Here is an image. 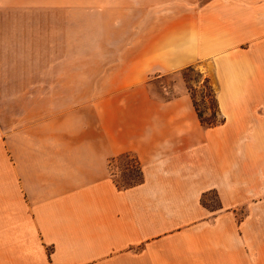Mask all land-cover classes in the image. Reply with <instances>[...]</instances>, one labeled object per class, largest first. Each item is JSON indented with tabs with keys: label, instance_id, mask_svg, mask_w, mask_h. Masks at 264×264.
I'll return each mask as SVG.
<instances>
[{
	"label": "crops",
	"instance_id": "0c3cea01",
	"mask_svg": "<svg viewBox=\"0 0 264 264\" xmlns=\"http://www.w3.org/2000/svg\"><path fill=\"white\" fill-rule=\"evenodd\" d=\"M0 264H264V0H0Z\"/></svg>",
	"mask_w": 264,
	"mask_h": 264
},
{
	"label": "rangeland",
	"instance_id": "374dc122",
	"mask_svg": "<svg viewBox=\"0 0 264 264\" xmlns=\"http://www.w3.org/2000/svg\"><path fill=\"white\" fill-rule=\"evenodd\" d=\"M148 88L152 96L160 100L171 99L185 92L192 100L197 115L201 114L204 120L220 117L212 88L194 66L165 74H155L148 81ZM136 159L134 154L127 153L109 163L111 176L118 186L124 187L138 181L140 171L139 161L137 159V163ZM203 200L210 206H216L213 192L207 193ZM49 252L50 247L42 245L41 259L46 260Z\"/></svg>",
	"mask_w": 264,
	"mask_h": 264
},
{
	"label": "trees",
	"instance_id": "16d2710c",
	"mask_svg": "<svg viewBox=\"0 0 264 264\" xmlns=\"http://www.w3.org/2000/svg\"><path fill=\"white\" fill-rule=\"evenodd\" d=\"M188 67H190V66H187V67H185V68H188ZM197 71H198V70H197ZM198 72H199V71H198ZM205 80H206V79H205ZM213 96H214V99H215V95H214V93H213ZM215 103H216V100H215ZM216 107H217V105H216ZM217 110H218V108H217ZM198 117H199V120H200L201 124L204 125V126H214V125L219 124V123H221V122L223 121V117H221V116L219 117V119H209V120H204V119L201 117V114L198 113ZM123 154H127V153H123ZM121 155H122V154H121ZM136 162L138 163L137 159H136ZM138 167H139V171H140V177H139L138 181H136L135 183H132V184H130V185H128V186H132V185L138 184V183L142 180V173H141V168H140L139 163H138Z\"/></svg>",
	"mask_w": 264,
	"mask_h": 264
}]
</instances>
